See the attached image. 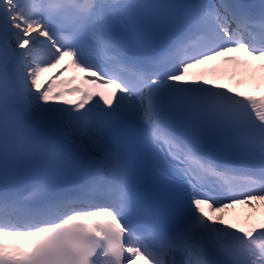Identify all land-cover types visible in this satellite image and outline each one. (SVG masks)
I'll use <instances>...</instances> for the list:
<instances>
[{
  "label": "snow or ice",
  "instance_id": "6c2138e0",
  "mask_svg": "<svg viewBox=\"0 0 264 264\" xmlns=\"http://www.w3.org/2000/svg\"><path fill=\"white\" fill-rule=\"evenodd\" d=\"M0 264H264V0H0Z\"/></svg>",
  "mask_w": 264,
  "mask_h": 264
}]
</instances>
